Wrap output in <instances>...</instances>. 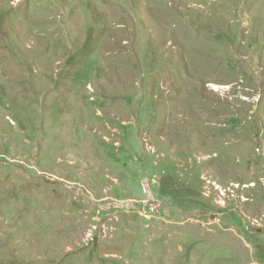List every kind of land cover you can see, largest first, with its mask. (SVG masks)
Listing matches in <instances>:
<instances>
[{"label": "rangeland", "instance_id": "rangeland-1", "mask_svg": "<svg viewBox=\"0 0 264 264\" xmlns=\"http://www.w3.org/2000/svg\"><path fill=\"white\" fill-rule=\"evenodd\" d=\"M0 264H264V0H0Z\"/></svg>", "mask_w": 264, "mask_h": 264}, {"label": "built area", "instance_id": "built-area-1", "mask_svg": "<svg viewBox=\"0 0 264 264\" xmlns=\"http://www.w3.org/2000/svg\"><path fill=\"white\" fill-rule=\"evenodd\" d=\"M147 186H148V184H145L144 182H143V183H140V191H141V193L144 194V195L147 194V191H148ZM154 199H155V198H154ZM129 201H130V200H128V201L125 202L127 206H129L128 204H130L131 207H132V209H134V210L138 209V208L136 207V205L134 206V203H135V202H134V203H130ZM158 202H159L158 199H155V200H151V201H150L151 206H152V210H154V208H157V204H156V203H158Z\"/></svg>", "mask_w": 264, "mask_h": 264}, {"label": "crops", "instance_id": "crops-1", "mask_svg": "<svg viewBox=\"0 0 264 264\" xmlns=\"http://www.w3.org/2000/svg\"><path fill=\"white\" fill-rule=\"evenodd\" d=\"M131 126H130V124L128 125V127H127V130H128V132L130 133V131H131ZM133 128V127H132ZM129 141V140H128ZM130 142V141H129ZM126 184L129 186V188L131 189V190H133V188H132V184L131 183H127V181H126Z\"/></svg>", "mask_w": 264, "mask_h": 264}]
</instances>
